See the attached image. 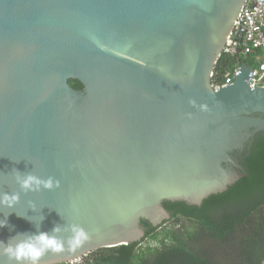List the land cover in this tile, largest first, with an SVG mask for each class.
<instances>
[{"label": "water", "instance_id": "1", "mask_svg": "<svg viewBox=\"0 0 264 264\" xmlns=\"http://www.w3.org/2000/svg\"><path fill=\"white\" fill-rule=\"evenodd\" d=\"M243 1L0 0V198L19 195L0 241L48 232L63 249L39 264H62L244 176L235 152L264 129V85L246 63L210 81ZM28 174L52 188L22 190Z\"/></svg>", "mask_w": 264, "mask_h": 264}, {"label": "trees", "instance_id": "2", "mask_svg": "<svg viewBox=\"0 0 264 264\" xmlns=\"http://www.w3.org/2000/svg\"><path fill=\"white\" fill-rule=\"evenodd\" d=\"M261 55L264 51L258 50L244 62L257 67L254 59ZM236 65L235 58L221 54L213 68L212 81L221 82L225 71ZM68 83L82 88L76 79ZM239 164L244 176L226 190L204 198L201 204L162 201L169 219L191 220V229L179 222L177 226H167L164 220L154 226L142 219L144 235L140 241L101 248L89 252L88 257L94 264H219L207 255L203 249L207 247L200 245V240H213L215 246L226 249L224 264H263L264 130L255 133Z\"/></svg>", "mask_w": 264, "mask_h": 264}, {"label": "built area", "instance_id": "3", "mask_svg": "<svg viewBox=\"0 0 264 264\" xmlns=\"http://www.w3.org/2000/svg\"><path fill=\"white\" fill-rule=\"evenodd\" d=\"M258 50L264 51V0H244L220 53L235 58L238 65L232 70H226L221 82L212 81V72V89H220L234 76L240 64L245 63L244 59ZM254 62L258 66H250V87L264 85V55L257 56Z\"/></svg>", "mask_w": 264, "mask_h": 264}, {"label": "clouds", "instance_id": "4", "mask_svg": "<svg viewBox=\"0 0 264 264\" xmlns=\"http://www.w3.org/2000/svg\"><path fill=\"white\" fill-rule=\"evenodd\" d=\"M40 184H43L45 188H52L53 186L51 179L41 181L31 174L26 175L24 179L20 181L22 190H39ZM18 199V194L5 193L3 197L0 198V205L12 207ZM5 226H7V221L0 220V228ZM58 230V227L54 226L52 232ZM84 239H86L84 231L82 229L75 230L71 243L74 246H78ZM62 249L63 241L44 231H38L32 234L16 233L13 237L9 238L7 242L0 241V251H2V254L7 256L10 261H15L16 264H39L40 258L46 252L50 251L55 253Z\"/></svg>", "mask_w": 264, "mask_h": 264}, {"label": "rangeland", "instance_id": "5", "mask_svg": "<svg viewBox=\"0 0 264 264\" xmlns=\"http://www.w3.org/2000/svg\"><path fill=\"white\" fill-rule=\"evenodd\" d=\"M164 220H167V222H166L167 226H170V225H173V224H174V226H177V223L179 222V223L183 224L185 227H187L188 229H191V225L193 224V221L185 219V218H182V217L179 218L178 222H175L176 220L169 219V217H166L162 221H164ZM200 245H204V246L207 247V248H203V249L205 250V252L207 253V255L211 259H214L219 264H221V263L224 264L225 263L224 262L225 261V257H226V253H225L226 249L225 248H218L217 246L214 245V241L213 240H209V241H206V242L204 240H200ZM88 255L89 254L87 253V254H85L83 256H88ZM83 256L77 257L74 261H72L73 264L76 263V262H80L81 261L80 259ZM263 264H264V262H263Z\"/></svg>", "mask_w": 264, "mask_h": 264}, {"label": "flooded vegetation", "instance_id": "6", "mask_svg": "<svg viewBox=\"0 0 264 264\" xmlns=\"http://www.w3.org/2000/svg\"><path fill=\"white\" fill-rule=\"evenodd\" d=\"M263 130H264V129H263ZM255 133H256V132H255ZM255 133H253L252 137H250V138L248 139V141L245 143V145H244V147H243L242 150H239V151L235 152V155H236L238 161H239V158H240V159L242 158L243 152H244L245 150L248 149L250 143H251L252 140H253V137L255 136ZM80 260H81L80 262H76L75 264H94V263L90 260V257H88V256H83ZM62 264H73V262H72V263H70V262H67V263H66V261H65V262L62 263Z\"/></svg>", "mask_w": 264, "mask_h": 264}, {"label": "bare ground", "instance_id": "7", "mask_svg": "<svg viewBox=\"0 0 264 264\" xmlns=\"http://www.w3.org/2000/svg\"><path fill=\"white\" fill-rule=\"evenodd\" d=\"M82 256H83V255H82ZM75 259H76V258H74V259H70V260H67L66 263H67V262H70V263H71V261H72V260L74 261ZM74 264H75V263H74Z\"/></svg>", "mask_w": 264, "mask_h": 264}]
</instances>
